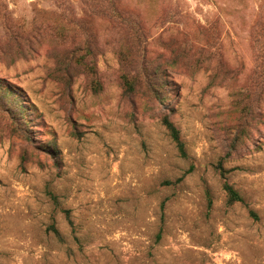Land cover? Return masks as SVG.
Listing matches in <instances>:
<instances>
[{
  "label": "rangeland",
  "instance_id": "obj_1",
  "mask_svg": "<svg viewBox=\"0 0 264 264\" xmlns=\"http://www.w3.org/2000/svg\"><path fill=\"white\" fill-rule=\"evenodd\" d=\"M260 33L264 0H0V264H264Z\"/></svg>",
  "mask_w": 264,
  "mask_h": 264
},
{
  "label": "trees",
  "instance_id": "obj_2",
  "mask_svg": "<svg viewBox=\"0 0 264 264\" xmlns=\"http://www.w3.org/2000/svg\"><path fill=\"white\" fill-rule=\"evenodd\" d=\"M258 39L261 40V48L263 51V61H264V33H260L258 35ZM263 75V77H261ZM258 78L264 79V70L263 74H260ZM122 82L125 88V91L128 93L134 92L136 87H144L151 95L155 96L159 93H163V87L164 85L157 79H151L147 78L146 80L142 79L140 75H136L132 78H130L128 75H124L122 78ZM259 90L262 91V85L259 84ZM11 97L13 98V104L17 103L19 100V95L8 91L5 98L11 100ZM20 119H25L26 115L23 112H19ZM162 123L165 126L166 130L168 131V134L172 140V142L175 144L177 151L179 155L182 158H188L185 143L182 139L181 132L179 128L175 125V123L171 120V118L168 115H164L162 118ZM218 167L219 174L223 180V189L226 193L227 202L229 205H234L235 203H238L242 201V198L239 194V192L234 188V186L229 182L227 177V171L225 170L222 161H220ZM70 224L72 222L70 221ZM51 230L53 233L60 237L59 231L55 228V226L51 227Z\"/></svg>",
  "mask_w": 264,
  "mask_h": 264
}]
</instances>
